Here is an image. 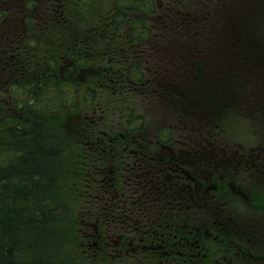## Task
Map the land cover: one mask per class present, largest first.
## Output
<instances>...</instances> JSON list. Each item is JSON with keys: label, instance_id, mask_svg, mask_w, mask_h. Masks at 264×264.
<instances>
[{"label": "trees", "instance_id": "obj_1", "mask_svg": "<svg viewBox=\"0 0 264 264\" xmlns=\"http://www.w3.org/2000/svg\"><path fill=\"white\" fill-rule=\"evenodd\" d=\"M69 4L68 1L55 2L61 7ZM77 5L83 7L80 13L71 11L75 15L72 17L69 13L62 28L54 26L51 30L48 46H59L64 51L52 58L48 51V65H31V68L41 66L42 71H47V74L38 75L40 80L33 81L27 93V100L34 99L31 114L37 110L34 107H43L44 112L34 113L31 122L21 121L17 114L11 115L12 121L6 130L4 122L0 121V248H9L8 256L0 264L54 263L51 257L57 258L60 246L63 247L62 243L69 237V231L61 237L50 230L55 224L52 206L59 200L64 201L58 191L62 168L71 167L70 180L79 205L83 202L81 194L85 185H97V168L103 161L99 155L107 141H94L87 154H74L71 164L64 167L60 158L64 153L63 144L69 142L59 139V144L66 141L60 148L58 144L48 146L46 139L51 131L45 120L50 113H55L58 120L65 115L70 103L72 107L77 104V107L92 106L98 100L99 86L118 85L120 91L112 104L116 106L112 116L107 114L102 100L103 117L111 118L108 133H143L146 117L137 113V108L143 107L148 100L160 101L156 91L162 84L165 88L180 85L181 73H184L181 62L191 75L197 69L195 62L200 59L198 68L205 71L208 68L204 64L205 57L213 56L216 49H223L222 44H225L228 50L233 46L246 53L245 70L252 72L250 75L264 68V0H80ZM218 38L221 42L213 45ZM153 40L155 58L161 63L157 72L160 75L155 78L158 84L147 81L142 61L149 52L145 49L148 41ZM161 42L169 44L161 47ZM148 47L153 49L152 45ZM72 48L74 57L67 58ZM53 63L58 69H72V73L79 75L73 76V81H64L57 73L55 82L44 83L43 77L51 78V70L56 69ZM69 74L66 72L65 77ZM123 86L127 87V93ZM139 88L146 89L150 96H145L147 91L144 90V94ZM68 89L72 90V96ZM9 90L13 100L20 99L17 88ZM137 94L139 97L135 99ZM87 97H90L88 101ZM84 117V114L74 113L75 121ZM79 126L75 137L84 134L87 127L84 123ZM57 130L62 129L58 126ZM75 137L74 140L82 139ZM106 150L112 148L108 145ZM56 216L61 224L62 214L57 211ZM19 255L23 261L18 259Z\"/></svg>", "mask_w": 264, "mask_h": 264}, {"label": "flooded vegetation", "instance_id": "obj_2", "mask_svg": "<svg viewBox=\"0 0 264 264\" xmlns=\"http://www.w3.org/2000/svg\"><path fill=\"white\" fill-rule=\"evenodd\" d=\"M49 10L20 7L21 44ZM187 121L197 120L171 124L182 132ZM176 136L132 135L131 145L116 142L113 155H102L98 217L82 220V254L94 264H264V213L252 196L258 190L251 192L264 182V150L233 149L212 135L205 144L195 133Z\"/></svg>", "mask_w": 264, "mask_h": 264}, {"label": "rangeland", "instance_id": "obj_3", "mask_svg": "<svg viewBox=\"0 0 264 264\" xmlns=\"http://www.w3.org/2000/svg\"><path fill=\"white\" fill-rule=\"evenodd\" d=\"M8 2H9V0H0V45L1 44L3 45L4 42L9 38V36H10L9 39H13L12 37H13V34L15 32L18 34L17 30H14V29L9 30V29H7V27L5 26L4 23L6 21H10V20H13L15 18H17V23L22 21V19H20V16H17L20 6H18L17 8H15V6H14V3L18 4V1H14L13 0V2H14L13 3L10 0L9 5H8ZM85 6L86 5H84V7ZM77 11L79 12L78 9H77ZM13 13H14V15L10 16ZM72 15H74V14H72ZM17 23H15L13 25V27L16 28ZM32 25H35V26L37 25V24H35V20L33 21ZM36 31L38 32L39 29H36ZM16 41L17 40H15V41L13 40V44ZM213 42H214V40L212 41V43ZM16 44H17V42H16ZM213 45H215V43ZM222 45H223L224 48H226L225 44H222ZM16 47L18 49L21 48L19 45H17ZM72 51H73V48L71 49V52ZM203 51H204V48H202V52ZM234 51H232V52L234 53ZM227 52H228V50L224 52V55H226ZM0 53H1V51H0ZM151 53H152V55H155V52H154L153 49H152ZM157 55H158V53H157ZM218 56H222V54L220 55V54H216L215 53L214 56H213V59L218 60L219 59ZM20 57H22V54H20ZM4 58L8 59V55L6 57H3V55L0 54V81L4 80V75L5 76H9V75L17 76L19 74L18 73L19 70H17V68L22 69V67H21V63L22 62L18 61V62H16V68H13V66H11L13 69L10 70V67H6L2 71L1 62H2V60ZM22 59L25 62L28 58H26V59L22 58ZM36 59H38V56H35V52H34L33 56L31 58H29L27 61L32 62V61H34ZM40 59H42V55L40 56ZM142 61L146 62V60H142ZM151 62L152 61H148L147 64H151ZM117 67L119 68L120 71L122 70L121 67L118 64H117ZM28 68H31V65H29ZM216 71H219V69L216 70ZM32 72H34V71H32ZM216 76H217V74H216ZM19 83L21 84V82H19ZM19 83H17V84L20 85ZM16 88L21 93L22 87L17 86ZM122 88H123V91L125 90V93H127V88L125 89V86H123ZM114 89H115V92L119 93L120 87H118V85H116V86H107L105 94L103 92L105 90H102V89L99 90V94L97 96L98 100H96V102L100 101V100H104V108L106 109L107 114L110 115V116L113 115V113H114V111L116 109V106H112V104H114V101H115L114 98H115V96H117V98H118V95L115 94ZM2 90H3V82H0V121L4 122V125H5L4 128L6 130L8 125H10V123H11L10 121H12L11 120L12 119L11 115H13V114L10 113V111H11V108L13 109V105L11 104V102H13V100H9V97L7 95H4L1 92ZM129 97H130V95H127V98H129ZM16 101H17L16 106H18L20 104L22 105V103L24 104V102H26V104H28L31 101H32V106H33L34 99L33 98L29 99L28 103H27L26 100L24 102L22 101V103L20 101H18V100H16ZM245 102L246 101L244 99H242L240 101L241 105L238 106V107L242 108L244 106L243 104H245ZM149 104L148 103L144 104L142 109L145 108V112L148 115V122L149 121L150 122H154L155 121V116H157V112H155L153 110V108H155V106H153V103L151 102ZM105 105H106V107H105ZM107 106L111 107V109H109ZM177 106H178V104H175V103L172 104V103H170L169 100H166V102H164V103H162V105H160L161 114L173 117V115L175 114L173 112V110L178 108ZM36 109L37 110L32 112V114L29 113V116L31 118L29 119L28 122L33 121V119L35 118L34 117V113H37V114L41 113L42 114L44 112V110H45L43 107H39V108L37 107ZM82 109H83L84 112L91 113L90 115H92L93 114L92 111L94 110V107H92L91 105L88 104V105L83 106ZM142 109L140 108V110H142ZM205 109H206V112L205 113L200 112V114L203 117H206L207 119H209L208 122L210 124V122H212V120H214L216 118L211 116V115L214 114L213 112L208 111L207 108H205ZM30 110H31V107H28V108H26L25 111L28 112ZM235 117H233L232 112H229V114H226V115H225V112H223L222 114H220L219 118L216 119V124H218V125H216V126L214 125L212 127H205V129H203L201 131V132H204L202 134V136L205 137V134L213 133L214 138H215L214 142L220 143V144H227L226 140L228 138V141L232 143L234 148L248 149V148H261V147H264V133L262 134V130H261L262 127H258L256 124L255 125H251V123H252L251 119L248 118L249 119L248 120L249 122H248L247 120H244V119H246L245 116H242L244 118L243 121H238V120L235 119ZM67 118H68L67 115H65L64 117L61 116L60 118H58V123H55V122L52 123V121L47 120V123H45V125H47L48 127L50 126V131H51V132H49V136L46 139L48 146H52L53 144H58L59 148H60L61 145L63 143H65L66 141H63V142H61V144H59L60 141H58V140L59 139L60 140H66V139L68 140V137H67L68 133L65 131L66 130L65 127H63V130H57L58 126H65L67 124H70L71 120L69 119L67 121ZM37 121L39 123H41L39 120H37ZM13 123H14V120H13ZM89 123L90 122L87 123L88 124L87 125L88 129H89ZM248 123H250V125H247ZM99 129H101V127H99ZM102 131H104V130H102ZM230 136H232L231 137L232 140H230V138H229ZM177 137L178 136L175 135L174 138L176 139ZM63 146L65 147L64 148V153L62 154L60 160H61V162H63L62 164L65 167L66 166V162L67 161L70 162V158H73L74 154H76V155H80V154H79V148L77 146H75V145H72V146L70 145L68 147L67 144H63ZM70 151L73 154H71ZM62 177H64V176H62ZM66 183H67V180H60L58 186H60V188H61L60 190H61L62 195L65 196L67 198V200H68L67 196L70 193V188H69L70 186H68V188H66L64 186V184H66ZM258 185H259V183H255L251 187V192H255V190H256ZM62 189H63V192H62ZM66 190H67V193H66ZM253 198L255 199V197H253ZM263 198H264V195H263ZM79 220H77L76 225H78ZM70 222H71V220H70ZM70 227H71V225H70ZM81 242H82V239H79V241L76 242L73 239L70 241V238L66 237V239L64 240V243H62V244H64L66 246V251L65 252L63 251V255H62V258L64 259L62 261L63 264H94L95 263L90 257H86V256H84L82 254V249L80 248V243ZM4 247L5 246L0 248V261L3 260V259H6V257H7V254H2V253H5ZM18 258L20 259V261H23L21 255H19Z\"/></svg>", "mask_w": 264, "mask_h": 264}, {"label": "bare ground", "instance_id": "obj_4", "mask_svg": "<svg viewBox=\"0 0 264 264\" xmlns=\"http://www.w3.org/2000/svg\"><path fill=\"white\" fill-rule=\"evenodd\" d=\"M59 200V199H58ZM54 209V218H52L53 219V221L55 222V224H54V226H52L51 227V231H53V233H55V234H60L61 235V237H63V236H65L67 233H68V231H67V229H66V226H65V224L67 225L69 222L67 221V219H66V216H67V214H68V208H67V204L64 202V201H62V200H59V202L57 203V204H54L53 206H52V210ZM59 212V213H61L62 214V217L65 219V222L63 223V222H61V224H59V218H58V216H56V212ZM62 218V219H63ZM58 224H57V223ZM63 235V236H62ZM57 236V235H56ZM58 237V236H57ZM60 237V240L62 241L63 239ZM59 240V241H60ZM60 252H59V254L58 255H60V257L62 258V255H63V251H64V249H63V247L62 246H60ZM58 255H57V258L55 257V256H52L51 257V260L54 262L53 264H57V263H59L61 260H60V258L58 259ZM22 257V256H21ZM19 259V258H18ZM23 259V258H22ZM20 260V259H19Z\"/></svg>", "mask_w": 264, "mask_h": 264}]
</instances>
